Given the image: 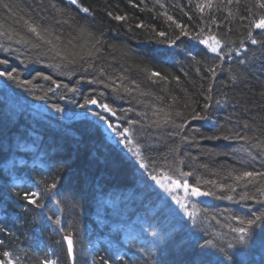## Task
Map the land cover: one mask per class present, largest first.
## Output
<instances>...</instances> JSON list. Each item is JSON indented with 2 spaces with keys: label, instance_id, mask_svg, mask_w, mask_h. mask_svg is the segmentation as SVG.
Returning a JSON list of instances; mask_svg holds the SVG:
<instances>
[{
  "label": "trees",
  "instance_id": "trees-1",
  "mask_svg": "<svg viewBox=\"0 0 264 264\" xmlns=\"http://www.w3.org/2000/svg\"><path fill=\"white\" fill-rule=\"evenodd\" d=\"M262 3L0 0V60L8 61L0 64V73L16 77L0 75V260L264 264V219L249 229L246 242L232 231L241 227L234 216L264 218V195L242 182L234 192L218 187L234 184L242 171L264 172V148L256 146L264 143V44L249 39L250 31L264 39L252 26L264 15ZM209 36L220 41V58L199 43ZM87 99L112 107L118 120L102 115L117 131L130 128L132 144L107 133ZM205 103L211 107L205 109ZM195 113L209 119L193 120ZM130 120L139 123L129 125ZM137 143L147 170L134 155ZM179 172L193 175L181 178ZM149 173L161 180L167 173L233 199L211 196L207 204L186 196L182 187L165 192ZM54 179L55 193L45 191ZM25 191L40 192L42 207L24 201ZM245 192L256 199L241 200ZM173 196L194 213L195 224ZM153 231L166 235L157 240ZM66 235L74 239L73 263Z\"/></svg>",
  "mask_w": 264,
  "mask_h": 264
},
{
  "label": "snow or ice",
  "instance_id": "snow-or-ice-1",
  "mask_svg": "<svg viewBox=\"0 0 264 264\" xmlns=\"http://www.w3.org/2000/svg\"><path fill=\"white\" fill-rule=\"evenodd\" d=\"M71 3L73 5H76L78 3V0H71ZM4 7L9 8V6L7 4L4 5ZM261 8H264V3H262L260 5ZM85 13L89 12V8L84 7L82 9ZM9 11H11V8H9ZM201 11H203V9L201 8ZM109 16H111V13H108ZM113 19L118 20V21H122L125 18L123 16H114ZM169 19H172L171 17H169ZM27 23V22H26ZM213 23H215V21H213ZM179 26V25H178ZM252 26L254 27V29L260 30L259 31V35H261V37H264V15H262L259 19L254 20L252 22ZM28 27V31L30 33H33L36 37L39 38V40L43 41L45 44L51 45L52 48H55V45L53 44V41L51 39H48L47 36L45 34H42V32L40 30H38V28L36 26H33L32 24H27ZM140 27H142V25H140ZM203 31V29L201 30ZM160 36H165L164 32L159 33ZM182 36H188L189 33L186 31H182L181 32ZM180 37L178 36L176 39L178 40ZM192 39H198V35L197 36H193L191 37ZM249 39L251 40L252 44H264V39L261 40H257L256 38H254L252 36V32H249ZM209 41H215V43H209ZM165 43H167L166 41H163ZM176 41L173 40L171 41L172 45H175ZM199 43L204 44L207 46L208 50H210L212 53L216 54L217 58H220L221 53H222V46L220 44V41L216 39L215 36H209L205 39H199ZM57 55H61L60 52H57ZM8 61L7 60H0V64H7ZM208 71L212 74V77L214 78L216 75V67H211L208 69ZM8 75L10 78H12L13 80L16 79V77L11 73H0V75ZM42 75V74H41ZM152 76L154 77H158L160 76V73L158 72H153ZM44 79L46 80H51L52 77L51 76H43ZM233 79H235V77H233ZM96 82V81H94ZM21 83L23 84H30V81H21ZM60 85L56 84V88H59ZM49 91H55V89H49ZM70 91L75 92L76 89H70ZM125 91H130L129 89H125ZM40 99H44V97H40ZM209 99H211V97H209ZM217 104H219L220 102L217 101ZM85 104H91V105H97L99 108H101L104 112L107 113H111L112 116L116 115V112L113 110L112 107H110L108 104L106 103H101L98 102L96 99H87L85 100ZM56 107V111L57 112H63L64 109L59 107V106H55ZM211 107V104L209 103H205L204 108L208 109ZM97 117L105 122H107V117L103 116L100 112L96 113ZM177 116L180 115V113L176 114ZM192 119L193 120H205V119H209V117L205 114H201V113H195L194 115H192ZM139 123L138 121L135 120H130L129 121V125H135ZM174 123V122H173ZM107 126L109 129H111L118 137H121L122 140L118 141V142H123L126 145L132 144V140L130 139L132 133L130 131V128H123L122 131H117L116 127L108 122ZM186 125L185 124H175V127L177 129H182L184 128ZM176 135H179V133H175ZM207 139H219L220 137H206ZM224 139H229V137L225 136L223 137ZM237 138H240L239 136ZM182 140L187 141L188 137L187 136H183L181 137ZM147 146V145H146ZM257 147H261L264 148V143H260L258 145H256ZM150 147V146H149ZM141 148L142 146L137 143L135 144V151H134V155L137 156L140 159V166L142 168H145V170H147V168L149 167L147 164L144 163V157L142 155L141 152ZM129 151H133V148H129ZM179 171V170H177ZM149 175L151 176V179L160 186V188L164 189L165 192H169L171 193L174 188H180L182 187L184 189V192L186 193V196H194V197H216L219 199H228V200H232L233 196L232 195H224V196H216V192L215 191H201V189L196 186L195 184H190L186 179L183 180V183H181V179H173L172 176L167 175V173H163V177L164 179L161 180L158 178V175H153L152 173H149ZM193 173L191 172H179V176L181 178L183 177H189L192 176ZM167 181V182H165ZM243 183L245 189H247L250 185L254 186L256 188L257 191H259L262 195H264V172H257V171H242L240 172L238 175H236L234 177V184L231 185H226V184H220L218 185L219 189L221 191L227 189L228 192H234L235 188L239 186L240 183ZM208 183H212L211 181H209ZM58 188V182L54 179L52 181V183L50 184V186H48V188L45 189V191H49V192H53L55 193V190H57ZM19 195V194H18ZM41 196L40 192H31V191H25L22 194V199L24 201H27L29 204L35 205L36 207H42L41 204L38 203V200ZM174 200H176L177 204L180 205L181 208H184L185 212L187 213V215L192 219L193 224H195V215L192 212H188L187 210V206L185 204H183L179 199H177L175 196L172 197ZM241 200H250V199H256L255 196L249 195L247 192H245L243 195H241L240 197ZM57 205H59L60 201H56ZM233 219H237L239 220V224L241 225V227H235L232 229L233 232L238 233L239 234V240L240 242H246L245 237L246 235L249 233V229L255 225L258 221H261L262 216H254L251 219H245V218H241V217H236L234 216ZM55 224L56 225H61V219L57 218L55 220ZM246 225V227L244 226ZM151 227V226H149ZM152 236L155 237L157 240H161L164 238V236L166 235L165 233H159L156 231H153ZM64 239L67 241L68 244V252L70 254L74 253V247H73V240L71 237L69 236H65ZM4 241L0 240V244H3ZM211 247H216L215 244H211V242H209V245ZM229 248L234 247V245L229 244L228 245ZM223 251V250H221ZM5 257H11V253L9 252H5L3 254ZM73 260H74V256H73ZM0 264H5V261L0 260ZM7 264H17V262L15 260L9 259L7 261ZM43 264H56V261L54 260H48L45 259L43 261ZM182 264V262H181ZM188 264H199V262L195 259L192 258L188 261Z\"/></svg>",
  "mask_w": 264,
  "mask_h": 264
},
{
  "label": "water",
  "instance_id": "water-1",
  "mask_svg": "<svg viewBox=\"0 0 264 264\" xmlns=\"http://www.w3.org/2000/svg\"><path fill=\"white\" fill-rule=\"evenodd\" d=\"M66 1H69V2H71V0H66ZM88 108L89 109H91V110H97V111H99V112H101V113H103V114H107V112H104L101 108H99L97 105H91V104H88ZM113 117H115L116 118V116H113ZM116 120H118V118L116 119ZM105 128H106V131H107V133H109V128H108V126L106 125L105 126ZM201 191H203V190H201ZM197 200H202L204 203H207V204H209V203H211L212 202V197L211 196H209V197H195ZM69 237H71V236H69ZM72 238V240H73V247H74V251H75V246H74V239H73V237H71ZM65 240V239H64ZM65 243H66V246H67V249H68V244H67V241L65 240ZM68 254H69V257H70V259H71V261H72V263H73V256H74V253H72V254H70L69 252H68Z\"/></svg>",
  "mask_w": 264,
  "mask_h": 264
},
{
  "label": "bare ground",
  "instance_id": "bare-ground-1",
  "mask_svg": "<svg viewBox=\"0 0 264 264\" xmlns=\"http://www.w3.org/2000/svg\"><path fill=\"white\" fill-rule=\"evenodd\" d=\"M71 3V2H70ZM89 109V108H88ZM90 111H94V112H99V111H97V110H91V109H89ZM101 113V112H100ZM101 114H103V113H101ZM108 114V113H107ZM104 115H106V114H104ZM116 116V115H115ZM111 117L113 118V119H117V116H116V118L115 117H113L112 115H111ZM108 122H110V121H107L106 123H105V126L107 125V123ZM105 130H106V128H105ZM107 132V131H106ZM110 134V133H109ZM66 236H70V235H66ZM65 246H66V243H65ZM66 249H67V246H66ZM67 252H68V249H67ZM74 253H75V251H74ZM69 255V254H68Z\"/></svg>",
  "mask_w": 264,
  "mask_h": 264
},
{
  "label": "rangeland",
  "instance_id": "rangeland-1",
  "mask_svg": "<svg viewBox=\"0 0 264 264\" xmlns=\"http://www.w3.org/2000/svg\"><path fill=\"white\" fill-rule=\"evenodd\" d=\"M109 133H111V129H109Z\"/></svg>",
  "mask_w": 264,
  "mask_h": 264
}]
</instances>
